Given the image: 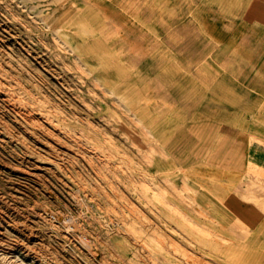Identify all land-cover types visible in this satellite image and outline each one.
I'll return each mask as SVG.
<instances>
[{"label":"rangeland","instance_id":"374dc122","mask_svg":"<svg viewBox=\"0 0 264 264\" xmlns=\"http://www.w3.org/2000/svg\"><path fill=\"white\" fill-rule=\"evenodd\" d=\"M243 19L264 0H0V264H264V98L201 106Z\"/></svg>","mask_w":264,"mask_h":264},{"label":"crops","instance_id":"0c3cea01","mask_svg":"<svg viewBox=\"0 0 264 264\" xmlns=\"http://www.w3.org/2000/svg\"><path fill=\"white\" fill-rule=\"evenodd\" d=\"M227 32V37L206 54L209 61L218 65L214 69L218 77L211 90L213 98L209 102L212 104L201 106L221 109L215 111L218 115L227 113L228 108H236L241 115L245 109H254L257 113L264 98V22L243 19ZM218 118L214 123L221 125L229 119Z\"/></svg>","mask_w":264,"mask_h":264},{"label":"bare ground","instance_id":"6f19581e","mask_svg":"<svg viewBox=\"0 0 264 264\" xmlns=\"http://www.w3.org/2000/svg\"><path fill=\"white\" fill-rule=\"evenodd\" d=\"M13 108V107H12Z\"/></svg>","mask_w":264,"mask_h":264}]
</instances>
